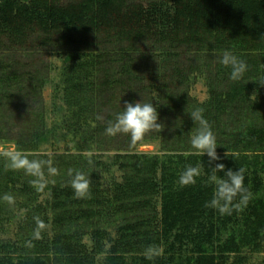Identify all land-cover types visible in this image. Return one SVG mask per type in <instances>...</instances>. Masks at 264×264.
Segmentation results:
<instances>
[{
    "label": "trees",
    "instance_id": "1",
    "mask_svg": "<svg viewBox=\"0 0 264 264\" xmlns=\"http://www.w3.org/2000/svg\"><path fill=\"white\" fill-rule=\"evenodd\" d=\"M225 51L248 65L239 81L219 63ZM42 52L64 56L58 78L66 115L50 129L41 96L49 67L21 60ZM195 77L207 89L203 103L188 94ZM260 78L264 0H0V115L19 127L16 152L50 160L58 170L49 175L45 167L47 182L37 190L35 177L0 157V211L9 203L5 195L12 206L21 197L26 211L20 239L0 246V264H226L244 250L264 252ZM132 102L152 103L163 125L134 145L127 134H106L108 122ZM197 108L221 157L211 167L245 169L252 196L230 215L205 207L215 185L208 182L209 158L191 146L199 125L190 114ZM58 129L74 153L30 154ZM145 142H158V152L136 153ZM93 152L114 153L104 161L84 154ZM189 165L204 167L194 185L181 186ZM77 172L91 180L88 198H76L71 188ZM43 192L45 206L37 202ZM37 217L45 225L39 238ZM85 236L90 249L81 244ZM153 245L159 255L149 259L145 250Z\"/></svg>",
    "mask_w": 264,
    "mask_h": 264
},
{
    "label": "clouds",
    "instance_id": "2",
    "mask_svg": "<svg viewBox=\"0 0 264 264\" xmlns=\"http://www.w3.org/2000/svg\"><path fill=\"white\" fill-rule=\"evenodd\" d=\"M219 63L225 67L230 68V79L232 81H239L248 70L247 63L235 56L229 51H225L219 60ZM260 87H264V78L256 81ZM257 98V91H254L252 96ZM203 108H197L191 112L190 117L194 123H198L199 128L197 132L191 137V146L199 155H207L209 158L210 174L208 182L215 185L212 199L206 202L205 207L217 210L220 214H231L233 209L239 210L241 206H247L251 199V192L245 187V169L239 167L238 170L231 169L225 171L223 163H215L214 167L211 165L220 161L221 157L217 154L216 137L211 130L209 122L203 116ZM100 118V117H98ZM157 108L152 103L132 102L126 103L123 111L116 116L115 121H109L106 128V134L115 136L117 134H127L130 136L131 143L134 145L141 141L144 136L153 131L161 132L163 125L158 123ZM9 156L11 164L10 167L14 170H24L27 175L35 177L32 181L37 190H43L46 184L44 169L47 167L49 175H56L58 170L52 167L50 160L32 159L27 155L17 151L15 153H5ZM228 156V153H225ZM203 165L187 166L179 176V184L181 186H190L196 183V179L201 176ZM218 173H223V176H218ZM71 175V172L69 173ZM76 198L90 197L91 180L88 176L77 172L70 181ZM239 199L237 200V198ZM4 199L9 203H13V197L5 195ZM235 202V203H234ZM36 237L39 238V229L45 227L43 221L38 217ZM159 255V249L156 246H149L145 250V256L149 259Z\"/></svg>",
    "mask_w": 264,
    "mask_h": 264
},
{
    "label": "rangeland",
    "instance_id": "3",
    "mask_svg": "<svg viewBox=\"0 0 264 264\" xmlns=\"http://www.w3.org/2000/svg\"><path fill=\"white\" fill-rule=\"evenodd\" d=\"M139 2V1H136ZM145 5V2H141ZM25 61H32V63L39 64L38 67H49L50 80L42 91V107L45 111V124L47 129L58 124L63 116L66 114V108L61 100L62 91L60 89V80L58 78L61 69L64 65L63 54L58 53H35L29 57L21 58ZM204 82L201 78L195 77L190 83L189 96L195 100L196 103H203L207 99V91ZM1 110V109H0ZM18 121V120H16ZM60 129L54 137H49L46 143H43L39 149L33 153V156H45L50 159L54 155L64 154L66 151L74 153L73 143L69 142V139L64 140L59 135ZM19 135V127L17 126L15 120L11 119L8 115H0V157H7L5 153H15V146L13 140ZM159 143L158 142H145L136 148V153L139 154H155L158 152ZM114 152H107L102 154L84 153L85 155H102V161L106 157H109ZM111 174L115 177L116 181H120V174L116 169L111 170ZM104 176L101 178V182L106 178ZM48 199V192H43L37 202L45 203ZM23 200L18 197L15 199L13 206L11 203L5 204L0 211V246L6 245L8 242L14 243L20 239V226L22 224L23 218L25 217V208H23ZM160 210L159 205L157 206V211ZM111 232V233H110ZM109 234L114 236L113 229H109ZM81 244L86 246L87 249L91 247V241L88 237H83ZM108 245H106V248ZM226 264H264V252H250L249 250H244L237 254L228 256Z\"/></svg>",
    "mask_w": 264,
    "mask_h": 264
}]
</instances>
